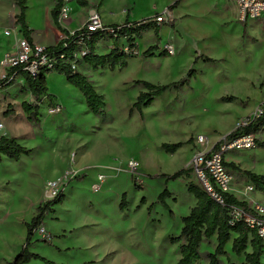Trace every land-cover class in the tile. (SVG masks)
<instances>
[{
    "label": "rangeland",
    "instance_id": "1",
    "mask_svg": "<svg viewBox=\"0 0 264 264\" xmlns=\"http://www.w3.org/2000/svg\"><path fill=\"white\" fill-rule=\"evenodd\" d=\"M54 1L27 4L31 27L45 29L49 35ZM86 1L89 8L68 1L65 27L76 30L90 11L99 14L98 9L105 22L153 19L179 0H105L103 5L102 0ZM20 12L18 0H0V60L14 51L13 37L5 32ZM172 12L175 20L163 25L155 55L166 44L175 47V55H140L125 70L91 73L112 123L103 124L101 117L90 112L82 94L57 73L47 82L60 108L51 110L45 102L39 126L26 120L21 105L31 95L21 94L20 85L0 94V137L14 138L31 150L20 162L4 158L0 164V264L10 263L23 248L26 225L39 206L52 201L44 198L46 185L52 181L60 182L58 195L63 194L65 200L34 236L30 251L44 260L30 264H178L184 242L173 244L172 239L180 235L182 219L196 205L189 184L200 185L192 173L178 180L167 177L191 169V160L201 148L200 136L211 143L219 141L264 103V18L240 22L235 0H182ZM155 44L154 33H146L139 52ZM143 82L178 84L144 109L143 117L137 111L130 116L139 95L147 92ZM224 97L237 101L223 103ZM257 139L264 143V133ZM177 143L184 146L173 155L161 148ZM73 158L76 173L70 176ZM225 158L238 169L231 170L236 195L245 196L247 186H253L255 192L247 195L264 206V192L242 174L250 171L264 176V148L230 152ZM131 161L139 163L136 170L129 167ZM99 175L105 181L95 192L92 186ZM166 190L172 197L164 205L159 197ZM123 195L126 206L121 209ZM216 246L213 239L201 251L213 253ZM227 251L231 256L229 261L223 259L225 264L243 263L244 259L231 254V246Z\"/></svg>",
    "mask_w": 264,
    "mask_h": 264
},
{
    "label": "trees",
    "instance_id": "2",
    "mask_svg": "<svg viewBox=\"0 0 264 264\" xmlns=\"http://www.w3.org/2000/svg\"><path fill=\"white\" fill-rule=\"evenodd\" d=\"M105 0H102L104 2ZM28 0H18L20 15L17 17V23L23 33V36L34 46L32 39L33 30H31L26 22V12ZM182 0L172 5L169 10L177 8ZM76 3L82 7H88L86 0H76ZM64 6V0H56L55 7L51 11L52 20L57 29L63 34L64 38L55 46L45 48L43 54L50 59L56 61L51 69H42L40 73L33 76L24 70L22 66H18L9 70L5 79H0V90H6L16 85L19 78L24 79L25 85L20 88L21 94L30 93L31 101L24 102L22 109L26 114L27 120L39 126L41 122L40 106L44 99H48L49 106L52 110L56 108L55 97L49 94L47 76L57 73L65 76L68 84L74 86L83 95L86 105L91 113L97 117H101L103 124L113 122V118L107 114V104L105 97L97 93L94 85L88 77L79 71L82 64L89 65L93 71H99L108 68L111 71L125 70L129 66V60L138 57L139 41H141L146 33L153 32L156 44L148 48L142 56L145 58L155 57L158 51V45L161 42L162 27L153 19H146L139 22H130L127 20L122 25L104 26L103 30L91 32L86 26L70 33L62 28L59 23V16ZM157 16V15H156ZM115 32V34L112 33ZM124 40V46L120 47L119 42ZM112 41L113 48L109 53L100 55L97 53L98 46L104 42ZM83 50L86 54L81 58L75 57L80 55ZM158 57H170L167 53L162 52ZM204 58V57H202ZM206 62H214V60L206 58ZM76 68H73V65ZM193 71L190 72V77ZM178 83L167 86H156L148 82L142 85L147 92H142L137 101L131 108L129 115L132 116L135 111L143 117V110L152 106L156 99L160 98L167 91L176 87ZM223 103H233L237 101L236 97H224L221 99ZM264 105V104H263ZM8 113L6 117H10ZM264 133V114L259 118L251 120L248 118L246 125L236 128L228 139L239 136H254ZM258 148H264V143L256 140ZM183 143L163 144L162 150L168 154H176L182 147ZM31 150L20 145L16 139L2 136L0 138V164L3 159H9L13 162H20L23 156H28ZM232 170H238L234 164H228ZM232 172V171H231ZM192 170L182 169L172 176H168L169 180H178L181 178H189ZM242 174L251 180L256 186V190L264 192V176L256 175L250 171H242ZM188 192L196 199V206L190 211L188 216L182 219L183 226L180 235L172 239L173 244L184 242L180 248V260L178 264H198L205 260L207 264H225L224 258L230 260V253L227 247L231 246V254L238 258L244 259L241 264H262L263 242L255 231L250 230L244 223L232 225L229 212L232 207L241 206L248 208L247 202L239 201L233 195H226V206H222L210 197L200 186L189 184ZM169 191H164L159 201L166 205V199L171 198ZM65 198L63 194H59L52 201L46 202L37 209L36 216L31 223L27 224L26 242L10 264H30L33 260H44L39 255L30 251L33 239L36 233L40 232L44 225L45 218L54 212L55 206L63 204ZM145 203V200L142 201ZM126 206V196L123 195L121 209ZM216 239L217 246L213 253L201 251L202 246ZM43 242L49 243V240L43 238Z\"/></svg>",
    "mask_w": 264,
    "mask_h": 264
},
{
    "label": "built area",
    "instance_id": "3",
    "mask_svg": "<svg viewBox=\"0 0 264 264\" xmlns=\"http://www.w3.org/2000/svg\"><path fill=\"white\" fill-rule=\"evenodd\" d=\"M68 1L69 0H64V6L59 16L60 25H62L65 20L69 19V11L67 9ZM235 3L240 22L247 23L248 21L264 18V0H235ZM174 20L173 12L169 9L166 10L164 14H158L153 18V21L161 27L173 23ZM84 26H86L89 31L96 32L103 30L105 25L102 23L99 14L92 10L88 13ZM69 32L73 33L71 31ZM112 33L115 34L113 31ZM5 35L13 37L15 48L11 54L0 61V79H5L9 70L18 66H22L25 71L36 76L42 69H51L54 63H56V61L43 54L45 48L36 45L32 46L30 44L23 36L17 20L13 22L11 29L7 30ZM161 49L169 56H173L176 53L175 47L171 44L161 46ZM85 54L86 52L83 50L80 55H75V57L81 58ZM137 55L139 56V51ZM72 65L73 68H76L75 64ZM263 104L257 109L254 116L250 118L251 120L259 118L264 114ZM247 120L248 119L242 121L238 127L246 125ZM0 128H2V126H0ZM229 135L214 143H211L206 137L200 136L198 138V144L201 148L194 154L191 160L192 174L196 177L200 187L222 206H226V195H233L235 197V193L232 192L234 180L231 169L228 167V162L225 158L226 155L230 152L248 151L257 148V137L239 136L228 139L227 137ZM71 162L72 168L67 174L73 176V174L76 173L74 158ZM129 167L132 170H136L139 167V163L131 161ZM104 181L105 176L99 175L97 182L92 186L93 191L98 192L102 188ZM59 192V181L47 183L44 191L45 201L55 199ZM253 192H255L253 186H247L245 189L246 195ZM229 217L231 218L232 225L244 223L247 228L257 233L258 237L263 242L262 264H264V206L259 203L253 206L248 205V208L235 206L230 209Z\"/></svg>",
    "mask_w": 264,
    "mask_h": 264
},
{
    "label": "crops",
    "instance_id": "4",
    "mask_svg": "<svg viewBox=\"0 0 264 264\" xmlns=\"http://www.w3.org/2000/svg\"><path fill=\"white\" fill-rule=\"evenodd\" d=\"M30 1L31 0H28V2H27V4L29 5V3H30ZM55 2H56V0L54 1V3L52 4V6H51V8H50V13H51V11L53 10V8L55 7ZM100 5H103V2L101 1V4ZM28 7V6H27ZM100 7V6H99ZM86 8H89V5H88V7H86ZM28 9H29V7H28ZM100 10L101 9H98V12H99V14H100ZM27 13H28V10H27V12H26V22H27V25H28V27L31 29V30H33V34H32V39H33V42H34V45H36V46H40V47H43V48H47V47H51V46H55V45H57L61 40H62V38H63V34L57 29V27L55 26V24H54V22H53V20H52V16L50 15V21H51V23H52V27H53V29H51L49 32V35L47 34V32L45 31V29H42V28H39V30H37V29H35L34 27H31L30 26V24L28 23V21H27ZM88 16V15H87ZM87 19V18H86ZM101 19H102V22H103V24L105 25V26H112V25H122V24H124L127 20H129L130 22H133V21H131V19H130V17H127L126 19H125V21L124 22H122V23H116V22H105L104 20H103V16H101ZM86 21V20H85ZM85 21H84V23H85ZM84 23L79 27V28H77L76 30H78V29H80L81 27H83L84 26ZM62 26V28H64V29H66V30H68V31H71V32H74V31H76V30H74V29H69V28H67V27H65L63 24L61 25ZM164 27L162 26V30H161V37H163V29ZM10 42H11V44L12 45H14V40L12 39H10ZM140 42V41H139ZM124 44H125V42H124ZM8 45V44H7ZM119 45H120V47H121V42H119ZM152 45V44H151ZM103 46V48H102V50L100 51V47H102ZM9 47L7 46V48H4V51L5 50H7ZM113 48V42L112 41H108V42H104V43H102V44H100L99 46H98V50H97V53L98 54H100V55H104V54H107V53H109L110 52V50ZM148 48H150V45L149 46H147L143 51H142V53L141 52H139V56L140 55H142ZM138 56V57H139ZM156 57H158V56H156ZM2 60V59H1ZM0 60V61H1ZM131 61H132V59H130L129 60V64L131 63ZM79 71L83 74V75H85L86 77H88L89 79H90V81H91V78H92V76H91V73L93 72V69L89 66V65H87V64H82L80 67H79ZM53 74H55V73H52V74H50V75H48L47 76V79L51 76V75H53ZM64 79H65V82H67V80H66V78L64 77ZM68 83V82H67ZM92 84L94 85V83L92 82ZM17 85H20V88L21 87H24V86H26L25 85V81H24V79H22V78H19L18 80H17V82H16V85L15 86H13V87H11V88H9V89H6V90H1L0 91V94L2 95V94H4V93H8V92H10L13 88H15ZM95 87V86H94ZM96 89V88H95ZM145 90V89H144ZM79 91V90H78ZM146 91V90H145ZM80 92V91H79ZM28 94H30V93H28ZM49 94L51 95V92H50V90H49ZM25 95H27V94H25ZM31 95V94H30ZM81 98H82V100H83V102L85 103V99H84V97H83V95H79ZM31 99H32V96H31ZM31 101V100H30ZM0 102H1V100H0ZM24 102H29V101H24ZM23 102V103H24ZM45 102H48L49 103V101H48V99H44L43 100V103L41 104V106H40V109H41V107H42V105L45 103ZM22 103V104H23ZM21 108H22V105H21ZM56 108H60V105L59 104H57V106H56ZM49 109H51L50 108V106H49ZM23 110V109H22ZM52 110V109H51ZM25 114V113H24ZM26 115V114H25ZM49 115H52L51 113H50V111H49ZM11 117V116H10ZM7 118V117H6ZM8 119H9V117H8ZM26 120H27V117H26ZM2 137V136H1ZM0 137V138H1ZM228 164H231V163H229L228 162ZM232 192L233 193H235V197L239 200V201H242V202H247L248 203V205H250V206H253V205H255L256 203H258V202H256V201H254L252 198H250V196H248V195H245V196H243V197H239V196H237L236 195V192L234 191V188L232 187ZM197 203V202H196ZM196 206V205H195ZM194 206V207H195ZM193 207V208H194ZM192 208V209H193ZM191 209V210H192ZM190 210V211H191ZM190 213V212H189ZM189 215V214H188ZM18 255V254H17ZM16 255V256H17ZM16 256L14 257V259L16 258ZM14 259L10 262V263H12L13 261H14ZM10 263H8V264H10Z\"/></svg>",
    "mask_w": 264,
    "mask_h": 264
}]
</instances>
